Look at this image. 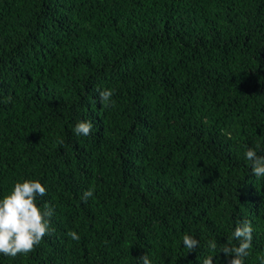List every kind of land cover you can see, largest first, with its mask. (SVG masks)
<instances>
[{
    "label": "trees",
    "instance_id": "obj_1",
    "mask_svg": "<svg viewBox=\"0 0 264 264\" xmlns=\"http://www.w3.org/2000/svg\"><path fill=\"white\" fill-rule=\"evenodd\" d=\"M248 147L264 155V0H0V197L39 179L55 210L38 247L0 264H227L241 222L259 264Z\"/></svg>",
    "mask_w": 264,
    "mask_h": 264
},
{
    "label": "clouds",
    "instance_id": "obj_2",
    "mask_svg": "<svg viewBox=\"0 0 264 264\" xmlns=\"http://www.w3.org/2000/svg\"><path fill=\"white\" fill-rule=\"evenodd\" d=\"M99 102L105 105L111 102L112 89L98 91ZM94 124L91 120H79L72 131L77 136L87 137L92 133ZM245 160L250 165L251 174L256 178H264V155H260L253 147H248L244 153ZM47 194L45 183L39 179H23L14 183L11 191L0 197V255L15 258L27 255L38 247L46 235L51 233V217L54 209L38 204V198ZM91 188L83 193V198L92 197ZM67 236L79 241L80 236L75 230L67 232ZM235 241V243H232ZM253 227L251 222H241L231 234V239L220 248L227 258V264H245L250 250L253 248ZM200 241L189 234L182 238V245L189 251H196ZM211 249H217L214 241H209ZM139 264H152L147 254L137 258ZM214 257L208 256L203 264H214ZM259 264H264V256L259 257Z\"/></svg>",
    "mask_w": 264,
    "mask_h": 264
}]
</instances>
